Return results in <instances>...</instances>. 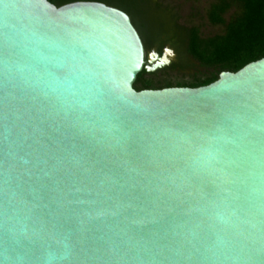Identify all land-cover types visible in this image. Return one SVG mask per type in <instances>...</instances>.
Wrapping results in <instances>:
<instances>
[{
  "label": "water",
  "instance_id": "1",
  "mask_svg": "<svg viewBox=\"0 0 264 264\" xmlns=\"http://www.w3.org/2000/svg\"><path fill=\"white\" fill-rule=\"evenodd\" d=\"M125 11L0 0V264H264V58L137 90Z\"/></svg>",
  "mask_w": 264,
  "mask_h": 264
},
{
  "label": "trees",
  "instance_id": "2",
  "mask_svg": "<svg viewBox=\"0 0 264 264\" xmlns=\"http://www.w3.org/2000/svg\"><path fill=\"white\" fill-rule=\"evenodd\" d=\"M57 6L73 2L91 1L102 2L128 13L133 24L140 32L146 47L148 42L144 32L135 21L137 14L141 18L145 33L151 39L162 41L159 50L162 51L167 43L175 39L176 45L190 57L196 64V73L190 80L174 83L166 81L157 84L149 74L143 71L135 84L137 90L163 89L170 87L198 88L207 86L218 80L221 72H238L249 63L264 58V0H219L213 4L208 13V18L213 25H225V32L210 38H202L198 28H183L177 25V18L172 16L170 25L167 21L159 19L150 0H49ZM232 4L239 5L240 11L226 23L224 15ZM173 33L174 40L163 39L162 34ZM186 67L181 62H176L171 69ZM189 67V66H188ZM190 67H194L191 65Z\"/></svg>",
  "mask_w": 264,
  "mask_h": 264
},
{
  "label": "rangeland",
  "instance_id": "3",
  "mask_svg": "<svg viewBox=\"0 0 264 264\" xmlns=\"http://www.w3.org/2000/svg\"><path fill=\"white\" fill-rule=\"evenodd\" d=\"M153 7H157L155 10L160 20L170 25L172 16L177 18V25L183 28H198L202 38H210L217 35H221L225 32V25H213L210 23L208 18L209 10L212 5L217 3L219 0H150ZM240 11L239 5L232 4L231 8L228 9L224 15L225 22L228 23L232 17H234ZM135 21L140 26L142 32H144L145 39L148 42V49L150 52L157 46L159 38L154 40L147 36L141 18L136 14ZM174 34H162L160 36L163 39L173 41ZM175 42L176 39L174 40ZM174 41L169 46L175 53V59L173 63L181 62L186 68L184 70L165 68L161 71L154 73L151 78L157 84L165 83L166 81H172L174 83L182 80H190V78L196 73V64L194 59L188 56ZM172 63V65H173ZM193 65L194 67H190ZM171 66V65H170ZM189 66V67H188Z\"/></svg>",
  "mask_w": 264,
  "mask_h": 264
},
{
  "label": "flooded vegetation",
  "instance_id": "4",
  "mask_svg": "<svg viewBox=\"0 0 264 264\" xmlns=\"http://www.w3.org/2000/svg\"><path fill=\"white\" fill-rule=\"evenodd\" d=\"M133 21V20H132ZM140 33V32H139ZM141 35V34H140ZM142 37V36H141ZM143 39V38H142ZM144 41V40H143ZM144 44H145V42H144ZM161 45H162V41H158L157 42V46L152 50V52H156V53H158V54H160L161 56L163 55V53H164V50L166 49V48H170L169 46L171 45V43H167V44H165V46L163 47V50L162 51H160L159 50V47H161ZM145 47H146V45H145ZM146 51H147V56L149 55V54H151L152 52H150V50L148 49V47H146ZM174 64V63H173ZM171 66H172V64H171ZM171 66H169V67H171ZM169 67H167V68H169ZM161 71V70H160Z\"/></svg>",
  "mask_w": 264,
  "mask_h": 264
}]
</instances>
